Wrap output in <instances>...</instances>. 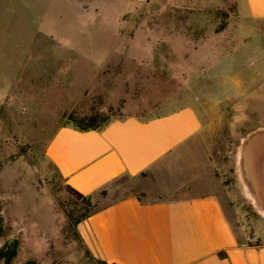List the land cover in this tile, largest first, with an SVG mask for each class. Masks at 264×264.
<instances>
[{
	"label": "rangeland",
	"instance_id": "obj_1",
	"mask_svg": "<svg viewBox=\"0 0 264 264\" xmlns=\"http://www.w3.org/2000/svg\"><path fill=\"white\" fill-rule=\"evenodd\" d=\"M185 107L202 132L159 180L121 178L110 197L210 190L256 238L246 181L255 159L264 171V19L239 0H0V246L20 241L12 264H104L78 230L98 203L72 195L47 156L70 114L151 119ZM181 172L192 179L172 191Z\"/></svg>",
	"mask_w": 264,
	"mask_h": 264
},
{
	"label": "crops",
	"instance_id": "obj_2",
	"mask_svg": "<svg viewBox=\"0 0 264 264\" xmlns=\"http://www.w3.org/2000/svg\"><path fill=\"white\" fill-rule=\"evenodd\" d=\"M239 3L248 16L264 19V0ZM202 129L198 112L185 107L151 119L115 120L102 130L64 126L54 134L48 158L67 185L98 203L78 226L96 259L106 264H264V238L258 232L264 228V171L258 175V159L246 181L256 213L254 241L234 229L232 205L225 206L210 190L152 200L136 193L110 197L108 190L121 178L159 180L168 161ZM187 175L181 172L173 180L172 191L188 186L192 176Z\"/></svg>",
	"mask_w": 264,
	"mask_h": 264
},
{
	"label": "trees",
	"instance_id": "obj_3",
	"mask_svg": "<svg viewBox=\"0 0 264 264\" xmlns=\"http://www.w3.org/2000/svg\"><path fill=\"white\" fill-rule=\"evenodd\" d=\"M68 121L73 124V127L81 131H90V130H102L106 126H108L112 121H115V120L111 121L109 117L103 116L100 113H94L91 115H86L84 117H78L74 113H72L68 116ZM67 188H68V191L72 195H74L76 198L81 199L83 201L91 200V197L81 194L80 192L72 188L71 186L67 185ZM2 223H3V219L1 216V208H0V237H1V232H2V225H3ZM19 248H20L19 240H14L13 242L7 244L4 247L0 246V260H4L6 264H12L13 260L18 255ZM29 264H35V263L31 262Z\"/></svg>",
	"mask_w": 264,
	"mask_h": 264
},
{
	"label": "built area",
	"instance_id": "obj_4",
	"mask_svg": "<svg viewBox=\"0 0 264 264\" xmlns=\"http://www.w3.org/2000/svg\"><path fill=\"white\" fill-rule=\"evenodd\" d=\"M250 241H254L255 239L254 238H249Z\"/></svg>",
	"mask_w": 264,
	"mask_h": 264
}]
</instances>
